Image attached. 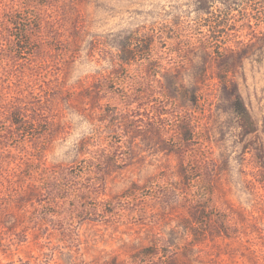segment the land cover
Here are the masks:
<instances>
[{"label": "rangeland", "instance_id": "1", "mask_svg": "<svg viewBox=\"0 0 264 264\" xmlns=\"http://www.w3.org/2000/svg\"><path fill=\"white\" fill-rule=\"evenodd\" d=\"M0 264H264V0H0Z\"/></svg>", "mask_w": 264, "mask_h": 264}, {"label": "trees", "instance_id": "2", "mask_svg": "<svg viewBox=\"0 0 264 264\" xmlns=\"http://www.w3.org/2000/svg\"><path fill=\"white\" fill-rule=\"evenodd\" d=\"M212 25H214V22L212 23ZM212 27V26H211ZM215 27V26H214ZM139 37L138 36H132L128 41L126 40L125 42V47L124 48H129L128 50H126L128 52V54H125L123 56V59H133L135 57V55L142 50V48H140L139 46H137V43L139 42ZM235 106L238 107L239 111L242 112L243 115V122L242 125H247L249 124V119H248V115L247 112L245 110V108H243V105L241 104L240 99L237 97L235 100Z\"/></svg>", "mask_w": 264, "mask_h": 264}]
</instances>
